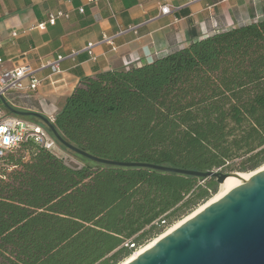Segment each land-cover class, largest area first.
<instances>
[{
    "label": "trees",
    "instance_id": "1",
    "mask_svg": "<svg viewBox=\"0 0 264 264\" xmlns=\"http://www.w3.org/2000/svg\"><path fill=\"white\" fill-rule=\"evenodd\" d=\"M51 123L99 158L255 170L264 164V19L82 77ZM71 153L79 166L26 140L0 160V264H118L217 191L214 178Z\"/></svg>",
    "mask_w": 264,
    "mask_h": 264
},
{
    "label": "crops",
    "instance_id": "2",
    "mask_svg": "<svg viewBox=\"0 0 264 264\" xmlns=\"http://www.w3.org/2000/svg\"><path fill=\"white\" fill-rule=\"evenodd\" d=\"M162 4L169 13L160 14ZM262 19L264 0H0L1 67L28 65L39 80L36 89L4 99L50 119L82 77L149 63L195 38ZM108 36L112 45L102 42ZM57 56L58 73L42 67Z\"/></svg>",
    "mask_w": 264,
    "mask_h": 264
},
{
    "label": "water",
    "instance_id": "3",
    "mask_svg": "<svg viewBox=\"0 0 264 264\" xmlns=\"http://www.w3.org/2000/svg\"><path fill=\"white\" fill-rule=\"evenodd\" d=\"M0 102L11 114L38 119L59 144L101 164L147 167L188 176L214 178L217 184L228 175L239 173L99 158L68 143L44 115L14 108L3 96H0ZM126 264H264V168L222 194Z\"/></svg>",
    "mask_w": 264,
    "mask_h": 264
},
{
    "label": "built area",
    "instance_id": "4",
    "mask_svg": "<svg viewBox=\"0 0 264 264\" xmlns=\"http://www.w3.org/2000/svg\"><path fill=\"white\" fill-rule=\"evenodd\" d=\"M160 14L164 15L170 12V6L162 4L159 7ZM57 15H62V12H58ZM53 14L49 15L48 22L53 23L55 20ZM38 28L43 29L44 24H38ZM137 26H131L123 31L134 30ZM121 31V32H123ZM15 35V33H12ZM113 36L103 37L102 42L112 45ZM92 43H88L86 49L90 53L89 48ZM61 56H57L55 59L46 62L42 67L48 66L51 73L59 72V61ZM2 60L0 59V96H3L8 92H26L37 88L39 80L34 77V70L28 65H20L16 67L6 68L1 67ZM50 122L53 121L51 117ZM30 140L37 145L48 149L55 150L58 146V142L50 132V130L42 124L32 122L22 117L7 114L4 107L0 102V160L6 153L16 149L23 141ZM64 158L70 159L69 156L63 155ZM133 244H129L131 247Z\"/></svg>",
    "mask_w": 264,
    "mask_h": 264
},
{
    "label": "bare ground",
    "instance_id": "5",
    "mask_svg": "<svg viewBox=\"0 0 264 264\" xmlns=\"http://www.w3.org/2000/svg\"><path fill=\"white\" fill-rule=\"evenodd\" d=\"M264 168V164L260 167H258L255 170H251L249 172H239L237 175L230 174L228 175L220 184H218L217 191L212 194L206 201L199 204L196 208H194L191 212L184 215L182 218L174 222L172 225H170L168 228H166L163 232L155 236L154 238L150 239L148 242H146L144 245L140 246L136 250H134L129 256L121 260L118 264H126L130 262L132 259H134L136 256H138L140 253H142L144 250L149 248L151 245H153L157 240H159L162 236L165 234L171 232L173 229H175L177 226H179L181 223L185 222L195 214H197L201 209L205 208L207 205H209L211 202L216 201L222 194L227 193L230 189H232L235 186H238L240 183H242L244 180L249 179L251 176H253L256 172Z\"/></svg>",
    "mask_w": 264,
    "mask_h": 264
},
{
    "label": "rangeland",
    "instance_id": "6",
    "mask_svg": "<svg viewBox=\"0 0 264 264\" xmlns=\"http://www.w3.org/2000/svg\"><path fill=\"white\" fill-rule=\"evenodd\" d=\"M28 120V119H27ZM56 152H58L61 156L66 155L69 156L70 159H66V161L70 164V165H75V166H79L81 164V162L71 153L70 150L68 149H64L62 146H60V144L58 143L57 148L54 150ZM2 168H7L6 165L4 164L3 161H0V171ZM223 172H241V171H237V170H229V171H223ZM200 183H202L203 181H199ZM217 188H218V184H217ZM168 227V226H167ZM165 227L164 230L167 228ZM150 239H148L147 241H145L144 243H141L138 247L144 245L146 242H148ZM135 250V249H134Z\"/></svg>",
    "mask_w": 264,
    "mask_h": 264
}]
</instances>
